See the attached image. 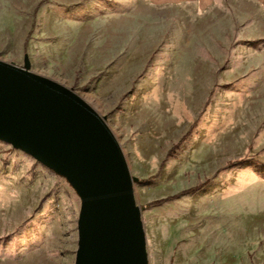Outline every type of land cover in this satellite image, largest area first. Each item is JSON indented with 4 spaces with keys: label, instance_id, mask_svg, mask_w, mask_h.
<instances>
[{
    "label": "rangeland",
    "instance_id": "1",
    "mask_svg": "<svg viewBox=\"0 0 264 264\" xmlns=\"http://www.w3.org/2000/svg\"><path fill=\"white\" fill-rule=\"evenodd\" d=\"M234 1L0 0V59L28 54L118 140L148 264H264V37L238 36ZM80 210L0 141V264H75Z\"/></svg>",
    "mask_w": 264,
    "mask_h": 264
},
{
    "label": "water",
    "instance_id": "2",
    "mask_svg": "<svg viewBox=\"0 0 264 264\" xmlns=\"http://www.w3.org/2000/svg\"><path fill=\"white\" fill-rule=\"evenodd\" d=\"M0 141L64 176L81 198L75 264H148L141 208L114 133L79 93L0 59Z\"/></svg>",
    "mask_w": 264,
    "mask_h": 264
},
{
    "label": "crops",
    "instance_id": "3",
    "mask_svg": "<svg viewBox=\"0 0 264 264\" xmlns=\"http://www.w3.org/2000/svg\"><path fill=\"white\" fill-rule=\"evenodd\" d=\"M181 1V0H180ZM201 7H209L214 0H190ZM234 1V0H233ZM240 0H235L234 4ZM245 3L248 6L247 13L240 14L237 9H233L235 17L240 21L238 26L233 25L234 29H238V36L245 38H263L264 37V0H241L237 2Z\"/></svg>",
    "mask_w": 264,
    "mask_h": 264
},
{
    "label": "trees",
    "instance_id": "4",
    "mask_svg": "<svg viewBox=\"0 0 264 264\" xmlns=\"http://www.w3.org/2000/svg\"><path fill=\"white\" fill-rule=\"evenodd\" d=\"M260 42H264V39H257V40H254L253 41V43L254 44H258V43H260ZM184 137H185V135H184ZM183 139V138H182ZM181 139V140H182ZM243 161L242 160H240V161H229V162H227V165H235V164H238V163H242ZM194 188H192L191 190H193ZM167 198H163V199H159V200H156L155 201V203L154 204H158V203H161L162 201H164V200H166ZM169 199V198H168Z\"/></svg>",
    "mask_w": 264,
    "mask_h": 264
}]
</instances>
